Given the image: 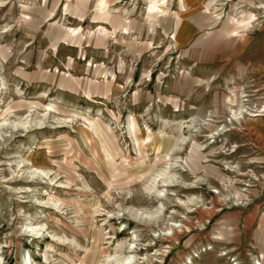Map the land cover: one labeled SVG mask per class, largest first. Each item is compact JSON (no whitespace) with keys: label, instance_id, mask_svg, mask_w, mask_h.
Listing matches in <instances>:
<instances>
[{"label":"rangeland","instance_id":"1","mask_svg":"<svg viewBox=\"0 0 264 264\" xmlns=\"http://www.w3.org/2000/svg\"><path fill=\"white\" fill-rule=\"evenodd\" d=\"M149 1L0 0V264H264V0Z\"/></svg>","mask_w":264,"mask_h":264},{"label":"crops","instance_id":"2","mask_svg":"<svg viewBox=\"0 0 264 264\" xmlns=\"http://www.w3.org/2000/svg\"><path fill=\"white\" fill-rule=\"evenodd\" d=\"M184 2L178 4L177 10H168L166 14L163 13L161 16L157 17L161 18L160 21H163L164 23L163 26L165 25L164 21L166 20V26H164L165 33L172 35V37L180 44L189 41L197 33L198 28L201 27L198 22L200 21V18H202L201 14L196 13L201 8H199L197 4L193 3L195 2L194 0H184ZM108 3L109 0H98V9L107 8ZM101 5H103L102 8H100ZM149 5L152 6V9H158L154 0H150ZM106 10V14L109 15V19L117 18L116 15L119 16L118 13H115L114 15L113 13H110L109 8ZM161 10L166 11L164 8ZM118 19L121 21L123 20L119 17ZM159 25L162 26L161 23ZM101 38H104V35H101Z\"/></svg>","mask_w":264,"mask_h":264},{"label":"bare ground","instance_id":"3","mask_svg":"<svg viewBox=\"0 0 264 264\" xmlns=\"http://www.w3.org/2000/svg\"><path fill=\"white\" fill-rule=\"evenodd\" d=\"M1 84H0V90H1ZM242 101L239 102V108H238V111H242ZM239 112V113H240ZM236 113V110H232V114L235 115ZM236 116V115H235ZM237 117V116H236ZM235 117V118H236ZM37 123V122H36ZM196 123V122H194ZM18 125H21L25 128H27V122H21V123H12L11 126L12 127H17ZM193 128V127H192ZM224 128V127H223ZM221 130V129H220ZM219 130L217 129V131H215L216 133H213V135H217ZM212 134V133H211ZM204 136H207V135H204ZM210 138V137H209ZM206 146V145H205ZM179 147V146H178ZM173 163H178L176 160H173ZM164 177L160 180L161 181V185H160V188L159 187H154V184H155V176L151 178V186L150 188H148L147 190H152L154 188V195L155 197H157L159 200H157V205L156 207L154 208L155 210L145 214L144 216H150V217H155L157 218V215L159 213H161V211L163 210V203L162 201H160V199L162 197H167L168 195H174V190L169 188V187H173L175 186L176 184V180H177V177L175 176L174 173H166V174H163ZM178 175V174H177ZM153 184V185H152ZM153 186V187H152ZM187 186V185H186ZM147 188V187H146ZM191 200V199H189ZM192 202V201H191ZM186 206V205H185ZM200 206V205H199ZM142 210H140L141 212ZM137 213L139 211H136ZM136 213V214H137ZM144 214V213H143ZM136 216V215H135ZM141 217V215H140ZM140 220V219H139ZM175 223V222H174ZM172 225V224H171ZM171 225L167 226V227H162L160 229V231H158V233L156 234L157 231H153L151 232V236L152 237H157V235H160L159 233L161 232L162 235H167L169 234V230L171 229ZM175 225V224H173ZM164 228V229H163ZM37 233V232H36ZM131 235H132V238H133V242H130L129 245H128V254H126L125 256H123L122 258L120 257V259H116L114 260V264H140L141 262H137V259H140L139 257H137L135 255V252H134V249L136 248L135 247V241L138 240V235L136 233V230H133L131 232ZM137 250V249H136ZM113 256H109L107 259H112ZM143 258V257H142ZM22 264H31V261H30V257L29 256H23V259H22ZM180 264H194V261L191 259L190 256H187L185 258V260L180 263ZM256 264V263H255Z\"/></svg>","mask_w":264,"mask_h":264},{"label":"built area","instance_id":"4","mask_svg":"<svg viewBox=\"0 0 264 264\" xmlns=\"http://www.w3.org/2000/svg\"><path fill=\"white\" fill-rule=\"evenodd\" d=\"M257 264H260L259 262H257Z\"/></svg>","mask_w":264,"mask_h":264}]
</instances>
